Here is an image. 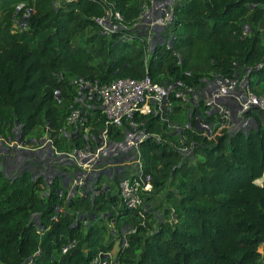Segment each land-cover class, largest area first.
Instances as JSON below:
<instances>
[{"label": "trees", "instance_id": "trees-1", "mask_svg": "<svg viewBox=\"0 0 264 264\" xmlns=\"http://www.w3.org/2000/svg\"><path fill=\"white\" fill-rule=\"evenodd\" d=\"M115 11L127 24L140 0H0L1 137L14 139L18 127L24 141L48 126L62 149L71 76L196 85L215 72L264 90V0H178L169 46L150 51L137 35L102 32L94 18ZM252 116L255 126H217L204 143L200 131L185 128L194 160H184L173 146L177 137L166 133L175 117L145 116V172L153 194L165 190L155 225L146 211L119 208L111 188L69 196L58 176L46 180L28 169L9 176L0 166V264H89L96 257L101 264H264V122ZM127 216L142 223L120 237L116 227Z\"/></svg>", "mask_w": 264, "mask_h": 264}, {"label": "built area", "instance_id": "built-area-1", "mask_svg": "<svg viewBox=\"0 0 264 264\" xmlns=\"http://www.w3.org/2000/svg\"><path fill=\"white\" fill-rule=\"evenodd\" d=\"M176 2L178 0H140V13L127 24L122 23L116 11L94 20L107 35L121 30L123 40H130L133 35L141 37L150 51L159 42L169 46ZM29 13L28 9L26 16ZM262 40L264 43V29ZM66 82L71 87L69 94L74 104L68 107L57 139L58 143L60 139L65 141L70 148L59 149L48 126L44 128L47 135L41 146L30 148L32 139L20 141L17 127L13 130L14 139L0 136V155L5 161L4 166L0 164L1 168L5 173V169L12 173L28 169L35 176L39 175L40 164L37 163L49 159L54 176L62 174L68 194L74 190L73 195L81 197H93L101 189L111 188L103 180L108 177L116 184L118 207L138 210L142 216L149 208L147 198L153 190L139 147L149 137L143 127L146 115L159 116L162 120L181 115L185 118L183 122L174 118L166 131L177 137V144L173 146L184 160L195 159L194 142L188 140L185 128L200 131L203 137L200 143H204L211 140L217 126H224L229 132L245 131L256 124L252 115H258L264 122V93H255L248 80L239 75L225 77L214 72L196 85L172 78L156 82L149 76L120 77L107 82L71 76ZM176 104L182 106L180 111L174 110ZM153 137L158 140L161 135ZM39 151L44 153L38 159L34 154ZM255 183L261 185L262 178ZM123 245H126L125 240ZM89 264L101 263L96 257Z\"/></svg>", "mask_w": 264, "mask_h": 264}, {"label": "rangeland", "instance_id": "rangeland-1", "mask_svg": "<svg viewBox=\"0 0 264 264\" xmlns=\"http://www.w3.org/2000/svg\"><path fill=\"white\" fill-rule=\"evenodd\" d=\"M260 27L262 29H264V19L261 22ZM262 93H264V90L262 91ZM184 120H185V118L182 115L181 116H178L176 118V121L177 122H183ZM251 126H249V127H251ZM44 128H45L44 126L37 127L33 131L32 136L30 138H28V139H32V142H33V145L32 146H29L30 148L31 147L36 148V147H40L41 146V143L43 142L42 140H44L45 139V136L47 135L46 132L44 131ZM28 139H26V140H28ZM59 145L61 146L62 149H65L66 146H67L66 142L63 141V140H61V139L59 140ZM43 153L39 151V152H37V153L34 154V157L39 159L42 156ZM50 161L51 160L45 158V160H43V161L41 160V161H39V163H37V165L40 164V166L38 168V170H39L38 174L44 176L46 178V180L47 179H50L55 174V173L52 172V167L53 166L51 167ZM0 164H2V166H4V164H5L4 156H2V155H0ZM35 164H36V162H35ZM58 166H59V168L62 167L61 165H58ZM5 171H6V173L9 176L11 174H13L9 169H7V170L5 169ZM57 176L60 179L62 178L63 181H64V178H63L62 174H60V173L58 174L57 173ZM103 180H104V182L107 183V185L111 186V188H112L110 190L111 192H116V184H114V182L112 181V179H109L108 177H104ZM65 183H66V181H65ZM168 186L169 185L167 183L166 184V189L168 188ZM164 193H165V190H163L162 192H160L158 194H153V192H152L151 195L147 198V201L149 202V208L147 209L146 212H147V214L149 216H153V217H151L149 219L150 223H152L153 225L156 224L157 217L160 216V213L162 212V210L164 209V206L166 205V201L164 199ZM139 223H142V222L140 221V219L138 218V216H127V217H123L120 220L119 227H116V230L118 232V235L120 237H122L125 234L127 235V234L131 233L135 229L136 225L139 224ZM260 251L263 253V259H264V250L261 247H260ZM114 259L115 258H112V260H114Z\"/></svg>", "mask_w": 264, "mask_h": 264}, {"label": "water", "instance_id": "water-1", "mask_svg": "<svg viewBox=\"0 0 264 264\" xmlns=\"http://www.w3.org/2000/svg\"><path fill=\"white\" fill-rule=\"evenodd\" d=\"M73 193H74V190H72V191H71V193L69 194V196H72V195H73Z\"/></svg>", "mask_w": 264, "mask_h": 264}, {"label": "crops", "instance_id": "crops-1", "mask_svg": "<svg viewBox=\"0 0 264 264\" xmlns=\"http://www.w3.org/2000/svg\"><path fill=\"white\" fill-rule=\"evenodd\" d=\"M112 189V188H111Z\"/></svg>", "mask_w": 264, "mask_h": 264}]
</instances>
